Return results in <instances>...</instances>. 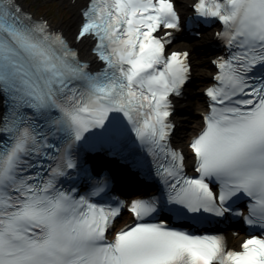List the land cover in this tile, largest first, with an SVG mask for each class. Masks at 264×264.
<instances>
[{
	"label": "snow or ice",
	"instance_id": "obj_1",
	"mask_svg": "<svg viewBox=\"0 0 264 264\" xmlns=\"http://www.w3.org/2000/svg\"><path fill=\"white\" fill-rule=\"evenodd\" d=\"M79 6L70 39L22 0H0V264H264V0L190 5L219 25L224 53L209 61L186 148L174 143V101L197 65L174 48L177 0ZM132 145L158 185L121 199L89 158L110 153L143 174ZM165 210L240 221L248 238L230 249L223 233L174 226Z\"/></svg>",
	"mask_w": 264,
	"mask_h": 264
},
{
	"label": "bare ground",
	"instance_id": "obj_2",
	"mask_svg": "<svg viewBox=\"0 0 264 264\" xmlns=\"http://www.w3.org/2000/svg\"><path fill=\"white\" fill-rule=\"evenodd\" d=\"M61 1L62 3H65V1L67 0H61ZM81 2L82 0H73L72 10L74 14V20L71 22L73 27H71V25L65 26V28L67 29V34L69 35L70 38L72 37L71 36L72 31L74 30L76 25L79 23V20L81 19V15L79 12L80 10L79 5ZM191 47L195 51V61H196L195 64L197 65L196 75L199 77L197 82L201 83V82H204L206 77L207 76L209 77V74H210L209 67L207 66L206 59L204 58V51H203L204 47L200 44H196V45L194 44ZM186 102H187L186 103L187 107H184V108H186L185 112L187 113L188 116L181 119V122L184 125V128H186V126L190 127L189 131L187 132V136L192 137L194 131L197 130L201 126V120L200 118L196 116V114H200L202 112L204 102L202 101V97H200L199 94L198 95L195 94L194 92H192V94L189 95L188 100ZM181 143L185 145L186 141L181 140ZM233 241H236V243H239L238 242L239 239L233 238Z\"/></svg>",
	"mask_w": 264,
	"mask_h": 264
},
{
	"label": "rangeland",
	"instance_id": "obj_3",
	"mask_svg": "<svg viewBox=\"0 0 264 264\" xmlns=\"http://www.w3.org/2000/svg\"><path fill=\"white\" fill-rule=\"evenodd\" d=\"M30 2H32L33 6H38L37 10H35L36 13H49L52 17H55V19L52 18L55 23H61L64 26L71 25V27H73L71 22L74 20V14L67 4L64 5L54 2L53 0H30ZM196 43L203 45L202 42L198 41L194 42L192 45ZM193 57L195 60V54H193Z\"/></svg>",
	"mask_w": 264,
	"mask_h": 264
}]
</instances>
